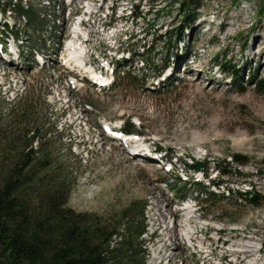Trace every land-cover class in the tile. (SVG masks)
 <instances>
[{
	"label": "rangeland",
	"instance_id": "374dc122",
	"mask_svg": "<svg viewBox=\"0 0 264 264\" xmlns=\"http://www.w3.org/2000/svg\"><path fill=\"white\" fill-rule=\"evenodd\" d=\"M21 1L44 22L33 34L24 18L0 9V21L18 33L9 37L13 53L0 56L7 161L21 141L9 132L7 106L31 102L52 127L51 156L72 179L68 206L113 225L132 202L145 204L146 264L170 262H152L163 243L162 212L163 226L180 239L168 250L175 264H264V0ZM73 12L84 18L83 60L97 70L102 57L113 66L106 87L63 65ZM115 124L131 129L147 155L133 156L132 145L110 138ZM231 153L245 163L229 162ZM192 158L209 161L208 176L183 167ZM251 186L257 204L235 192Z\"/></svg>",
	"mask_w": 264,
	"mask_h": 264
},
{
	"label": "trees",
	"instance_id": "16d2710c",
	"mask_svg": "<svg viewBox=\"0 0 264 264\" xmlns=\"http://www.w3.org/2000/svg\"><path fill=\"white\" fill-rule=\"evenodd\" d=\"M5 8L24 18L30 33L35 34L42 27V13L28 8L23 1L0 0V9ZM258 13H263L262 7ZM6 30L18 36L12 27ZM234 72L230 70L235 77ZM255 85L259 90L262 81L255 80ZM242 90L239 87L238 91ZM18 102L9 103L6 110L7 117L14 122L9 132L20 134L19 147L10 148L13 154L8 161L6 147L0 148V264H146L147 250L141 239L145 232V204L132 202L113 225L97 214L68 206L72 179L63 175L61 162L51 156L52 143L47 135L52 127L34 104ZM127 125L133 126L130 122ZM6 133L0 128V142L4 144ZM229 158V162L245 163L236 153ZM183 166L207 175L209 161L192 158ZM229 191L232 189L228 188ZM235 192L257 204L258 194L253 186ZM136 218L141 221L135 224ZM137 256L139 263L134 261Z\"/></svg>",
	"mask_w": 264,
	"mask_h": 264
},
{
	"label": "bare ground",
	"instance_id": "6f19581e",
	"mask_svg": "<svg viewBox=\"0 0 264 264\" xmlns=\"http://www.w3.org/2000/svg\"><path fill=\"white\" fill-rule=\"evenodd\" d=\"M258 41V40H256ZM261 42V47H260V52L264 53V34L261 35V41L259 40V44ZM258 43L256 44L255 43V47H257ZM79 47V48H78ZM66 53H67V61H72L76 64H78V67H81L82 69H86V66H82V62H83V54H84V51L82 49V46L79 45L77 46V44L73 43V41L71 42L69 40V43L66 44V47H64ZM259 52V51H258ZM260 52L258 53V56L260 55ZM264 57V56H262ZM124 59V58H123ZM90 73H92L93 75H96V77H100L99 74L95 73L94 71H91ZM172 73V72H171ZM91 78H93V76H90ZM134 150L137 151V154L134 152V155H138V153L140 152V146H137L134 148ZM192 207L189 205L188 207H186L185 211H186V217L189 218V217H192L190 215V213L192 211H190L189 209H191ZM163 215V212L160 214V217L162 218L160 220V222L158 223L160 225V227H162V232L161 234L163 235V243L160 245V249H159V252L156 251V256H154L152 262L154 263H161V261L163 259H170V262L169 264H175L174 263V258H176V255L172 252V250L170 252H168V250L170 249H176V248H179L180 247V239L179 237H177L176 234V228H169V227H165L163 226V224L165 223V219L166 217ZM159 221V219H157ZM185 227H188V224L187 226ZM189 233V232H188ZM188 237V241L191 243L192 239H193V233H192V236H187ZM173 247V248H171Z\"/></svg>",
	"mask_w": 264,
	"mask_h": 264
}]
</instances>
